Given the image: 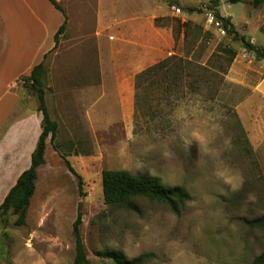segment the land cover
Wrapping results in <instances>:
<instances>
[{"label": "rangeland", "instance_id": "obj_1", "mask_svg": "<svg viewBox=\"0 0 264 264\" xmlns=\"http://www.w3.org/2000/svg\"><path fill=\"white\" fill-rule=\"evenodd\" d=\"M253 1L140 0V10L151 14L119 24L135 9L125 0H106L101 25L93 0L59 2L66 25L44 58L45 104L60 125L57 155L48 154L37 174L25 224L14 225L10 214L0 225V264H73L78 210L86 264H111L98 253L105 249L128 259L153 253L143 264H252L264 250V230L253 224L264 217V58L233 40L223 24L225 32H219L206 15L228 18L239 36L264 49V0ZM44 2L50 5L0 0V138L18 119L12 129L18 156L24 151L18 166L31 141L33 119L27 116L38 111L36 96L24 87L26 67L41 61L38 52L52 39L39 18ZM154 17L165 19L155 25ZM177 19L203 30L205 41L199 38L188 57L216 68V52L226 45L235 50L234 59L218 83L179 89L171 100L159 90L136 91L138 72L171 54L187 55L182 33L175 38L172 32ZM66 83L79 89L67 111L57 106ZM90 84L96 104L89 117ZM66 112L75 114L74 122ZM68 165L80 176V190ZM106 169L181 185L191 199L179 215L146 198H133L130 208L111 207L102 194Z\"/></svg>", "mask_w": 264, "mask_h": 264}, {"label": "trees", "instance_id": "obj_2", "mask_svg": "<svg viewBox=\"0 0 264 264\" xmlns=\"http://www.w3.org/2000/svg\"><path fill=\"white\" fill-rule=\"evenodd\" d=\"M56 9L63 14L64 11L56 0H48ZM237 2L239 0H229ZM197 8H185L187 12L196 11ZM216 17L222 21L223 26L227 30V34L233 40L242 41L250 51L258 58H264V49L257 48L245 41L244 36H239L234 26L228 18L220 16L217 12ZM164 17H155L154 24L160 25L159 22ZM66 25V16L63 23L58 27L54 34V47L58 43V36L61 34ZM172 32L176 37L182 33L183 47L187 55L171 54L163 59L149 65L134 76V88L136 91L145 87L148 90H159L167 100L176 95L179 89L186 88L191 91L197 90L200 85L210 81L221 80V75L226 73L228 66L234 59L236 52L234 49L226 45L219 47L216 52L217 64L216 68L203 65L199 62V58L188 57L190 51H194L202 38V27L190 20L181 22L175 20ZM205 37L201 40L203 41ZM205 41V40H204ZM201 47V45H200ZM46 54L44 55L45 58ZM224 62V64H223ZM46 68L44 60L34 65L29 74L24 77L25 89L34 94L37 99V110L41 112L42 119L40 122L41 132L38 136L34 150L30 155V166L23 170L18 176L16 183L9 189L4 199L0 203V225L5 227L9 222V215H14L13 224L21 226L25 224V217L30 200L35 191V181L37 179V169L45 163V141L50 136V142L56 150L58 145L54 143V139L58 130V123L50 117L45 104V82L44 77ZM136 101L138 95L135 96ZM161 99V98H160ZM250 151L249 148H244ZM69 170L78 177V187L81 189L80 176L74 169L68 165ZM101 186L104 203L116 208H130V202L133 198H146L165 203L171 211L177 215L181 212L184 202L191 199L187 189L181 185L166 186L163 185L156 177H148L145 175H136L127 170H110L106 169L101 172ZM81 223V213L78 210L75 220L72 223L73 235L75 240V258L73 264H86V253L82 243L79 225ZM264 230V217L253 222ZM100 256L111 259V264H143L147 259L154 256L151 252L141 253L130 259L126 258L121 252L116 250L105 249L98 252ZM252 264H264V250L256 255Z\"/></svg>", "mask_w": 264, "mask_h": 264}, {"label": "crops", "instance_id": "obj_3", "mask_svg": "<svg viewBox=\"0 0 264 264\" xmlns=\"http://www.w3.org/2000/svg\"><path fill=\"white\" fill-rule=\"evenodd\" d=\"M56 1L59 3L61 0H56ZM93 1H94V8H95L96 15H98L97 25H101V22H102L101 20H103V15L101 14V11L104 10V8L106 6V0H93ZM178 1H187V0H178ZM125 2L127 3L126 6L133 7V9H135V10L131 14V17L129 16L126 18H121V19H119L120 21L117 19L116 23H119V22H121L119 24L127 23L130 19H132V17H134L136 20L137 19H143L142 14H145V15L151 14V13H144L145 12L144 10H140V9H143V6H141V4H140V0H125ZM44 3H43L44 8H43V10L40 11L41 17H39V18H40V20H41L40 22L42 23V26L44 28H45V26L50 27L49 30L48 29L47 30H48V35L51 36L52 39L46 47L39 50V52H38L39 61L44 60V55L53 49V47H54L53 35L55 34L58 26H60L61 22L63 21V15L61 14V12H59V10H57L56 8L54 9L51 6L50 2H49L50 5L47 4V2H44ZM120 7L122 8V6H120ZM31 10H32V12L35 13L34 9L31 8ZM154 18H153V20H154ZM105 25H103V26H105ZM32 66H33V63H30L27 65L26 68H27L28 72H30ZM91 86L92 85L90 84V86L87 88L88 92H91V93H89V96H88L89 98L87 99V102L85 105V107H87V111H86L85 116H89V117L91 114L90 113L91 108L94 107L96 104L95 101H92L90 99V98H92V91L95 90V88H92ZM57 90H59V88ZM63 90H64V93H63L62 98L60 99L61 103L58 102L57 106H58V109L60 110L61 107L59 104H61L63 109L65 111H67L66 107H65L66 104L70 103L68 108L71 105H73V103H72L73 97H75L76 91H79V89L73 85L66 83ZM68 100H69V102H68ZM50 114H51V117L57 121L58 126L60 128L59 122L56 119L57 114H53L51 112H50ZM73 114L74 113H72V112H69V113L66 112V117L68 118V121L70 123L75 121V114L74 115ZM31 116L33 119V128H32L31 137H30L31 141L27 145L26 148H23V150H25L26 155L28 157H27L26 162L22 166H18L17 159L19 156H22V158L24 157V153H23L24 151H21V153L18 156V153H17V148H18L17 147V136L15 134V136L13 138V132H12L13 127H15V129L17 127L18 119H15L14 123H13V121L10 122V124L7 126L4 134L0 138V153H4L3 157L0 160V203L4 199L5 195L9 191V189L16 183V180H17L18 176L20 175V173L30 166V155H31V152L35 148L38 136L41 132L40 122L42 119V114H41V112L36 111L34 114L29 115L27 117H31ZM89 117H88V119H89ZM24 118H26V117H24ZM7 136L9 137V143H7V140H8ZM8 144L10 146V150L8 149ZM13 144H14V148H13ZM13 153L15 156L12 159ZM50 153L56 154L57 151L53 149V147L50 143V136H48V138H46V141H45V152H44L45 163L38 167L37 174L41 170V168L47 163V155Z\"/></svg>", "mask_w": 264, "mask_h": 264}, {"label": "built area", "instance_id": "obj_4", "mask_svg": "<svg viewBox=\"0 0 264 264\" xmlns=\"http://www.w3.org/2000/svg\"><path fill=\"white\" fill-rule=\"evenodd\" d=\"M172 9H174V10H176V11H179V8H177V7H175V6H173L172 7ZM207 20L210 22V23H214L215 24V26H216V29L219 31V32H221V33H224L225 31H224V28L222 27V21L219 19V18H217L216 17V15L214 14H212V12L211 11H209L208 13H207Z\"/></svg>", "mask_w": 264, "mask_h": 264}, {"label": "water", "instance_id": "obj_5", "mask_svg": "<svg viewBox=\"0 0 264 264\" xmlns=\"http://www.w3.org/2000/svg\"><path fill=\"white\" fill-rule=\"evenodd\" d=\"M254 6L256 5V0L253 1Z\"/></svg>", "mask_w": 264, "mask_h": 264}]
</instances>
